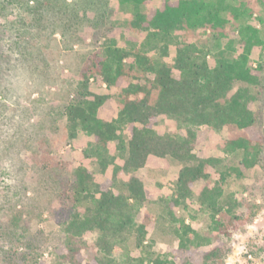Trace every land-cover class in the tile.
<instances>
[{"label":"trees","instance_id":"obj_1","mask_svg":"<svg viewBox=\"0 0 264 264\" xmlns=\"http://www.w3.org/2000/svg\"><path fill=\"white\" fill-rule=\"evenodd\" d=\"M115 1L126 18L112 0L0 1V15L16 18L11 45L44 69L61 54L53 35L70 40L84 21L80 11L97 8L96 48L74 93L49 112L67 140L88 138L68 183L73 207L63 240L48 262L21 234V246L35 252L2 246L0 264H221L222 246L212 243L242 218L236 189L264 178V0ZM203 126L222 134L218 154L203 148ZM158 159L178 163L165 194L162 168L151 164ZM255 187L264 193V183ZM157 202V219L176 237L163 252L153 250L144 209ZM258 207L248 204L246 215ZM202 214L204 229L195 222ZM6 226L15 235L17 224Z\"/></svg>","mask_w":264,"mask_h":264},{"label":"rangeland","instance_id":"obj_2","mask_svg":"<svg viewBox=\"0 0 264 264\" xmlns=\"http://www.w3.org/2000/svg\"><path fill=\"white\" fill-rule=\"evenodd\" d=\"M112 5L118 12L117 17L126 18L115 0ZM84 9L85 12L80 11L84 21L76 35L64 42L60 33L53 35L61 54L48 69L34 68L22 59V50L10 43L15 31L8 25L16 22V18L13 14L0 15V248L16 247L21 252L33 254L35 250L21 246L18 238L22 234L38 247L37 251L48 262L53 260L49 254L53 247L63 240L61 227L73 207V201L66 198L68 183L72 180L73 168L80 162V150L88 139L82 134L74 142L67 140L62 124L54 119L56 115L49 114L51 109H62L74 93L80 69L96 48L92 22L97 8L86 5ZM254 22L260 26L256 20ZM254 53L258 56L257 50ZM161 122L171 129L168 119L163 118ZM202 129L208 132L203 148L208 153L218 154L222 134L206 126ZM151 164L162 168L165 181L162 193H167L177 177L178 163L172 159H158ZM92 168L97 179H102L96 167ZM262 183L264 178L257 180L255 186ZM255 186L247 191L236 189V196L243 203L240 207L242 218L229 227V234H220L219 241L212 243L222 246L221 264H264V193ZM252 202L259 207L248 216V204ZM162 208L160 202L144 208L154 224L150 227L149 238L155 240L153 250L156 252H163L168 245L176 243L169 226L157 219ZM186 220L190 218L187 216ZM11 221L17 224L15 235H11L6 226ZM195 222L198 228L204 229L209 219L204 214L197 215ZM86 252L93 253L89 249ZM131 254L138 255L133 246ZM9 262L4 263L13 264Z\"/></svg>","mask_w":264,"mask_h":264},{"label":"built area","instance_id":"obj_3","mask_svg":"<svg viewBox=\"0 0 264 264\" xmlns=\"http://www.w3.org/2000/svg\"><path fill=\"white\" fill-rule=\"evenodd\" d=\"M249 257H250V255H249Z\"/></svg>","mask_w":264,"mask_h":264}]
</instances>
